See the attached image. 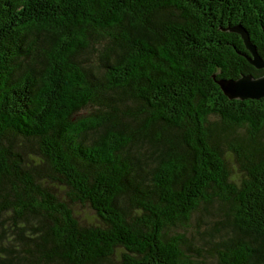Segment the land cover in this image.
Returning a JSON list of instances; mask_svg holds the SVG:
<instances>
[{"label":"trees","instance_id":"1","mask_svg":"<svg viewBox=\"0 0 264 264\" xmlns=\"http://www.w3.org/2000/svg\"><path fill=\"white\" fill-rule=\"evenodd\" d=\"M245 38L264 0H0V264H264Z\"/></svg>","mask_w":264,"mask_h":264},{"label":"water","instance_id":"2","mask_svg":"<svg viewBox=\"0 0 264 264\" xmlns=\"http://www.w3.org/2000/svg\"><path fill=\"white\" fill-rule=\"evenodd\" d=\"M246 44L252 54L250 63L256 69H264V59L258 54L247 38ZM222 91L230 99L260 100L264 98V76L255 78L253 76H242L237 80H224L219 82Z\"/></svg>","mask_w":264,"mask_h":264},{"label":"rangeland","instance_id":"3","mask_svg":"<svg viewBox=\"0 0 264 264\" xmlns=\"http://www.w3.org/2000/svg\"><path fill=\"white\" fill-rule=\"evenodd\" d=\"M216 120V119H214ZM232 160V157H230ZM231 165L235 168L236 165L233 163H231ZM78 212H82V216L88 215L90 214V211H88V209H83V208H78L77 209ZM198 215H195V217H193L190 226L186 227V228H178V229H174V232L176 231L177 233H182L184 235H186V238L189 239L190 241H192V244L195 245V248H200L202 247L203 241L200 239L199 235H195V230L197 229V224H198ZM203 224H201V230H205L206 228H208L209 226H207L205 223L206 222H201ZM204 256L206 257V264H213V258H210L209 256H207L206 253H204Z\"/></svg>","mask_w":264,"mask_h":264}]
</instances>
